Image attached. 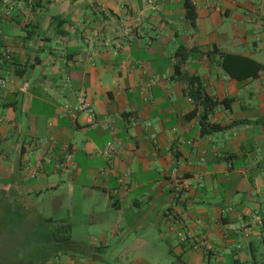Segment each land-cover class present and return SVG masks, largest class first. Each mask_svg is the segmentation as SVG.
<instances>
[{"label": "crops", "instance_id": "1", "mask_svg": "<svg viewBox=\"0 0 264 264\" xmlns=\"http://www.w3.org/2000/svg\"><path fill=\"white\" fill-rule=\"evenodd\" d=\"M193 4L0 0V264H264V0Z\"/></svg>", "mask_w": 264, "mask_h": 264}, {"label": "trees", "instance_id": "2", "mask_svg": "<svg viewBox=\"0 0 264 264\" xmlns=\"http://www.w3.org/2000/svg\"><path fill=\"white\" fill-rule=\"evenodd\" d=\"M184 5L187 10V15L191 21L196 20V10L193 4V0H184ZM222 68L231 78L236 79L238 82H245L251 79H257L261 73H264V65L242 55L226 54L222 53ZM184 60V59H183ZM176 71L179 75H182L180 66L176 67ZM184 79L191 86L190 95L195 100H201L202 104L207 108V112L204 115L206 119L209 112H211L216 106L222 102L216 98L209 96L198 77L185 76ZM213 128H218L217 126Z\"/></svg>", "mask_w": 264, "mask_h": 264}, {"label": "built area", "instance_id": "3", "mask_svg": "<svg viewBox=\"0 0 264 264\" xmlns=\"http://www.w3.org/2000/svg\"><path fill=\"white\" fill-rule=\"evenodd\" d=\"M125 35L132 34V29L126 28L124 29ZM108 45V43H107ZM6 85L5 80H0V87H3ZM76 110L78 112H88L93 113L94 109L92 105L87 100V95L85 92H82L79 96V105L76 107ZM67 151V150H66ZM73 156L71 153L67 151L65 156V163L66 164H72ZM173 174L175 175L174 181L172 183V190L175 191L177 194H183L190 188V184L184 179L182 175L179 174L178 169L175 168L173 170Z\"/></svg>", "mask_w": 264, "mask_h": 264}, {"label": "rangeland", "instance_id": "4", "mask_svg": "<svg viewBox=\"0 0 264 264\" xmlns=\"http://www.w3.org/2000/svg\"><path fill=\"white\" fill-rule=\"evenodd\" d=\"M3 221V218H0V222H2ZM3 226L0 224V231H2L3 230ZM3 234L2 236H1V241H0V256H2L3 258H4V254H3V250H4V246L5 245H2L3 243L2 242H7V240L9 241L10 240V238H11V236H10V234L9 233H3V232H0V234ZM20 251H22V250H19V249H16V250H11L10 252L11 253H13V252H19V254H21L20 253ZM6 263V262H5Z\"/></svg>", "mask_w": 264, "mask_h": 264}]
</instances>
